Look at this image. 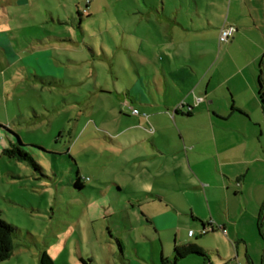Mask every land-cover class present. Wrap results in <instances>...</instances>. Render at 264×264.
<instances>
[{
	"label": "rangeland",
	"instance_id": "obj_1",
	"mask_svg": "<svg viewBox=\"0 0 264 264\" xmlns=\"http://www.w3.org/2000/svg\"><path fill=\"white\" fill-rule=\"evenodd\" d=\"M229 4L28 0V6H20L9 0V45L15 56L7 58L0 50V211L18 233L11 256L0 264H38L41 252L53 264H128L137 261L135 250L138 258L151 261L160 244L151 243L142 209L158 213L163 206L141 208L131 194L173 193L182 209V193L159 184L215 181L206 168H194L203 156L194 163L190 154L187 167L175 138V154L168 161L181 159L175 163L176 174L160 177L171 168H160L161 157L149 161L154 154L151 138L134 129L139 122L149 125L153 108L146 103L193 100L191 91L188 96L167 85L172 81L162 70L167 48L157 43L173 37L175 44L185 42L178 53L197 57L202 47L193 42L198 37L189 29L223 23ZM168 25H174L173 36ZM170 58L175 68L178 61ZM207 61L208 55L199 66L185 63L200 70ZM220 93L224 98L222 89ZM171 128L166 127V134ZM15 140L25 146L37 169L5 154ZM135 156L144 157L147 168L125 163ZM77 177L82 189L74 187ZM209 236L201 240L214 237L220 247L218 236ZM166 238L170 248L172 233ZM246 241L257 255L249 235Z\"/></svg>",
	"mask_w": 264,
	"mask_h": 264
},
{
	"label": "crops",
	"instance_id": "obj_2",
	"mask_svg": "<svg viewBox=\"0 0 264 264\" xmlns=\"http://www.w3.org/2000/svg\"><path fill=\"white\" fill-rule=\"evenodd\" d=\"M229 3L223 23L199 24L189 29L198 37L193 42L202 47L197 57H191L189 52L178 53L185 42L175 44L173 37L157 43L167 48L168 54L163 55L166 67L162 68L172 80L167 85L187 95L191 91L193 100H188V95L180 103L176 99L153 106L146 103L153 108L147 118L149 125L142 127L139 122L134 129L151 138L154 154L149 161L161 157L164 159L160 168H171L170 172L163 169L160 177L176 174L174 166L181 159L168 161L175 154L176 144L179 156L185 152L188 168L190 154L194 155V163L199 161L197 156H203L194 168H206L215 181L198 178L200 185L196 181L186 185L169 181L159 184L182 193L181 200L186 205L182 209L173 193L131 194L141 208L161 203L163 209L158 213L142 209L145 227L152 230L151 243L159 242L160 248L153 252L149 263L138 258L135 250L137 261L130 260L128 264H172L175 248L185 250L184 254L191 250L196 253H187L174 264H264V115L257 99L259 71L264 85V0H229ZM15 4L28 6V0H15ZM167 27L173 36L174 25ZM226 27H233L235 33L228 42L220 43V31ZM0 50L7 58L15 56L9 45V0H0ZM207 55L208 63L200 70L185 63L199 66ZM170 56L178 61L175 68ZM171 125V132L166 134V127ZM124 161L133 163V168H147L142 156ZM77 178L84 186L82 178ZM212 206L218 213L215 210L214 214ZM170 233L173 243L169 248L166 236ZM214 234L221 241L220 247L214 245V237L210 241L208 237L201 240ZM248 235L257 255L251 253Z\"/></svg>",
	"mask_w": 264,
	"mask_h": 264
},
{
	"label": "trees",
	"instance_id": "obj_3",
	"mask_svg": "<svg viewBox=\"0 0 264 264\" xmlns=\"http://www.w3.org/2000/svg\"><path fill=\"white\" fill-rule=\"evenodd\" d=\"M262 73L259 71L258 79H257V99L259 101L260 108L264 115V85L262 82ZM17 139V138H16ZM25 146L22 145L20 142H17L15 140V143L11 145L9 149H5V154L10 159H16L21 161H27L29 162L35 169L38 168V166L35 164L33 159L24 151ZM74 187L77 189H81L82 183L80 182L79 178H76V181L74 183ZM18 233V229L8 223H6L2 219V212L0 211V262H3L11 256L12 250H13V238ZM185 250L175 248V258L174 264L176 261L181 259L184 255L187 253H196V251H189L186 254H184ZM84 263V261H82ZM263 263H264V256H263ZM38 264H53L51 259L48 257V255L45 252H41L38 259Z\"/></svg>",
	"mask_w": 264,
	"mask_h": 264
},
{
	"label": "built area",
	"instance_id": "obj_4",
	"mask_svg": "<svg viewBox=\"0 0 264 264\" xmlns=\"http://www.w3.org/2000/svg\"><path fill=\"white\" fill-rule=\"evenodd\" d=\"M234 33H235V29L233 27L223 28L219 34V38H218L219 42L220 43L228 42L233 37ZM133 112H136V111L133 110ZM204 232L205 231H203L202 233ZM189 235H192V232H189Z\"/></svg>",
	"mask_w": 264,
	"mask_h": 264
}]
</instances>
